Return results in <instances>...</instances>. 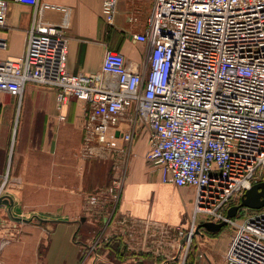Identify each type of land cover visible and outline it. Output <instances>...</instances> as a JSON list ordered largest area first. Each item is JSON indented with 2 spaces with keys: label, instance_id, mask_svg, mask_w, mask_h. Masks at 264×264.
I'll return each instance as SVG.
<instances>
[{
  "label": "built area",
  "instance_id": "2783aa9c",
  "mask_svg": "<svg viewBox=\"0 0 264 264\" xmlns=\"http://www.w3.org/2000/svg\"><path fill=\"white\" fill-rule=\"evenodd\" d=\"M8 1L32 6V21L23 56L0 57V93L14 95L20 107L28 83L55 88L61 120L71 98L83 101L84 157L116 156L118 163L148 132L146 158L162 181L196 190L192 229L174 235L183 240L177 264L186 263L190 233L204 221L234 227L225 264H264V207L227 216L264 179V0H154L144 31L132 34L148 44L147 69L108 49L101 70L91 74L68 69L69 39L63 26L42 20L40 0H0V25ZM122 1L102 0L106 23L114 24ZM7 45L0 36V50ZM129 112L135 120L127 127ZM14 139L15 133L0 193L9 179ZM120 140L128 146L117 145ZM122 186L115 177L90 195L89 204L117 197Z\"/></svg>",
  "mask_w": 264,
  "mask_h": 264
},
{
  "label": "crops",
  "instance_id": "0c3cea01",
  "mask_svg": "<svg viewBox=\"0 0 264 264\" xmlns=\"http://www.w3.org/2000/svg\"><path fill=\"white\" fill-rule=\"evenodd\" d=\"M153 2H120L110 25L102 16V0H40L41 18L63 26L72 73L100 71L108 49L121 51L136 69L145 70L148 44L132 34L144 31ZM32 9L15 1L4 5L0 36L8 45L0 57L23 56ZM56 92L28 83L21 107L14 95L0 93V190L15 133L9 179L0 193L12 199L11 204L0 201V264H177L183 240L174 235L179 228L189 229L195 188L162 181L146 158V131L129 148L126 168L81 156L84 103L71 98L61 120ZM151 171L157 172L155 178ZM115 177L123 179L117 197H102L91 206L90 195ZM164 227L169 235L159 236ZM226 227L194 234L195 263L225 264L234 235Z\"/></svg>",
  "mask_w": 264,
  "mask_h": 264
},
{
  "label": "water",
  "instance_id": "95a60500",
  "mask_svg": "<svg viewBox=\"0 0 264 264\" xmlns=\"http://www.w3.org/2000/svg\"><path fill=\"white\" fill-rule=\"evenodd\" d=\"M0 201L10 202L11 204L12 199L9 196H3L0 198ZM244 207L250 209H260L264 207V179L258 183H255L250 189H248L242 196L241 201L229 208L227 216L229 218H235L238 215L239 211ZM225 226H227V223L225 221L199 222L197 224L195 233H198L201 228H204L209 232H218Z\"/></svg>",
  "mask_w": 264,
  "mask_h": 264
},
{
  "label": "rangeland",
  "instance_id": "374dc122",
  "mask_svg": "<svg viewBox=\"0 0 264 264\" xmlns=\"http://www.w3.org/2000/svg\"><path fill=\"white\" fill-rule=\"evenodd\" d=\"M21 105H22V102H21V104H20V107H21ZM128 120H130V121H132V120L134 121V120H135V114H134L133 112H129V113L126 115L125 119H124V121H125L124 123H125V125H126L127 127H129V125H128ZM124 131H125V130H124ZM138 137H139V136H137L135 140H137ZM117 145H119V146H123V147H127V146H128V143H127L126 141H124V140H120L119 143H118ZM129 159H130V158H129V152H127V153L124 154L122 157L118 158V163H123L124 166H125V168H126ZM107 161H108V162H112L113 164H116V163H117L116 156L113 157V158L108 159ZM150 175H151V178H155V177L157 176V172H156V171H151V174H150ZM247 212L250 213V212H252V210L247 211ZM245 214H246V212H245ZM243 216H244L243 214H240V215L238 216V218H242ZM192 223H193V222L191 221V224H190L188 230H191V229H192ZM228 228H229V229H228ZM233 228H234V227H232L231 225H227V227H226L225 229H228V230L230 231L231 229L234 230ZM194 244H195V236H194V234H193L192 239H191V241H190V246H189V249H188L189 252H190L191 248L193 249Z\"/></svg>",
  "mask_w": 264,
  "mask_h": 264
},
{
  "label": "trees",
  "instance_id": "16d2710c",
  "mask_svg": "<svg viewBox=\"0 0 264 264\" xmlns=\"http://www.w3.org/2000/svg\"><path fill=\"white\" fill-rule=\"evenodd\" d=\"M119 251H121L120 250V247H119ZM195 257H196V252H195V245H194L193 249L191 248L190 252H188V255H187V259H186V263L185 264H195Z\"/></svg>",
  "mask_w": 264,
  "mask_h": 264
},
{
  "label": "bare ground",
  "instance_id": "6f19581e",
  "mask_svg": "<svg viewBox=\"0 0 264 264\" xmlns=\"http://www.w3.org/2000/svg\"><path fill=\"white\" fill-rule=\"evenodd\" d=\"M193 236V234L190 233V238Z\"/></svg>",
  "mask_w": 264,
  "mask_h": 264
}]
</instances>
